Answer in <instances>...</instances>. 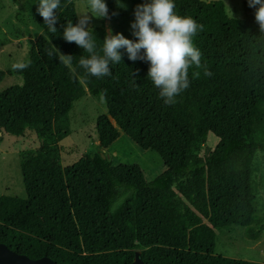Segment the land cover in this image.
<instances>
[{
	"label": "trees",
	"instance_id": "1",
	"mask_svg": "<svg viewBox=\"0 0 264 264\" xmlns=\"http://www.w3.org/2000/svg\"><path fill=\"white\" fill-rule=\"evenodd\" d=\"M173 2L177 15L203 25L193 37L203 67L189 70L190 86L173 105L146 77L148 62L130 60L126 49H120L122 62L110 64L109 76L97 78L79 67L89 54L63 38L67 21L78 22L72 0H61L56 33L36 17L42 33L29 40L22 60L29 66L0 70V81L20 76L0 90V133L29 130L38 141L19 155L24 196L0 195L1 243L57 264H130L134 251L143 264H264L214 254L212 229L240 222L254 239L263 224L252 215L248 170L228 173L224 163L245 148L264 150V143L249 140L252 109L264 99V32L248 1L241 3L240 18L228 16L222 0ZM106 4L110 9L111 0ZM19 13L14 17L22 21ZM92 29L99 52L104 25ZM61 53L73 56L76 75L60 62ZM85 92L103 95L106 110L94 124L98 145L106 148L121 131L160 156V174L146 180L137 164L113 165L99 152L60 165L68 112ZM208 134L217 143L200 155Z\"/></svg>",
	"mask_w": 264,
	"mask_h": 264
},
{
	"label": "rangeland",
	"instance_id": "2",
	"mask_svg": "<svg viewBox=\"0 0 264 264\" xmlns=\"http://www.w3.org/2000/svg\"><path fill=\"white\" fill-rule=\"evenodd\" d=\"M77 18L87 11V0H72ZM208 1V0H207ZM248 0H222L228 16L240 18L241 3ZM38 0H0V70H6L21 62L29 48V40H34L41 30L36 24ZM147 0H111L106 18H91L90 26L104 25L111 34L120 33L125 37L134 36L131 23L135 20L134 10L138 4ZM107 3V0H105ZM20 12L22 21L15 19ZM90 16V14H89ZM20 82L18 75H5L0 81V90ZM105 105L100 97L85 92L76 99L68 112L69 134L59 141L60 165L65 167L82 155L102 153L115 164H137L146 180H151L164 170L160 156L152 149H141L123 132L106 148L98 145L94 124L97 115L105 113ZM251 133L249 140L264 143V99H259L252 109ZM253 134L257 138H253ZM217 138L208 134L198 149L200 155H206L216 145ZM38 141L32 131L16 136L0 133V195L24 196L19 171V155L33 150ZM228 173L241 168L249 172V197L252 215L263 224L256 238L250 239L244 234L240 222L213 227L214 254L264 263V150L245 148L235 152L224 163Z\"/></svg>",
	"mask_w": 264,
	"mask_h": 264
},
{
	"label": "clouds",
	"instance_id": "3",
	"mask_svg": "<svg viewBox=\"0 0 264 264\" xmlns=\"http://www.w3.org/2000/svg\"><path fill=\"white\" fill-rule=\"evenodd\" d=\"M248 4L255 8V20L259 24L260 32H264V0H248ZM60 7L61 0L37 2V12L50 33L57 32L56 13ZM86 7L87 11L79 16L78 22L73 24L71 20L67 21L63 31V38L67 42H74L89 54L87 58L80 57L79 67L97 78L109 76L110 64L122 62L120 49H126L130 60L148 62L146 77L159 89V95L166 105L175 104L177 96L190 86L189 70L203 67L202 54L193 43V37L203 29V25L197 24L190 16L177 15L173 0H147L138 4L134 10L135 20L131 23V28L137 39L133 41L120 33L111 34L109 28V35L104 37L102 48L98 52L90 19L106 18L108 7L105 0H87ZM53 48L59 51L55 46ZM52 54L51 51L48 52L49 56ZM59 60L76 75L72 55L61 53ZM29 64L30 61L25 60L13 64L12 67L14 70L23 71ZM203 74L206 77L212 76V72L206 67ZM199 76V71H192L193 78Z\"/></svg>",
	"mask_w": 264,
	"mask_h": 264
},
{
	"label": "water",
	"instance_id": "4",
	"mask_svg": "<svg viewBox=\"0 0 264 264\" xmlns=\"http://www.w3.org/2000/svg\"><path fill=\"white\" fill-rule=\"evenodd\" d=\"M104 29L106 35H109L107 27V19L104 21ZM100 157L104 155L100 153ZM0 264H57L53 259L48 256H41L38 258H29L24 254L17 253L0 242ZM130 264H143L140 258L139 251H134L133 259Z\"/></svg>",
	"mask_w": 264,
	"mask_h": 264
}]
</instances>
